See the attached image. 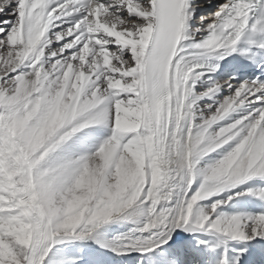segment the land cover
I'll use <instances>...</instances> for the list:
<instances>
[{
	"label": "snow or ice",
	"instance_id": "1",
	"mask_svg": "<svg viewBox=\"0 0 264 264\" xmlns=\"http://www.w3.org/2000/svg\"><path fill=\"white\" fill-rule=\"evenodd\" d=\"M0 264H264V0H0Z\"/></svg>",
	"mask_w": 264,
	"mask_h": 264
}]
</instances>
